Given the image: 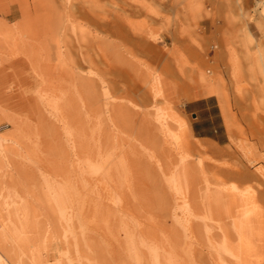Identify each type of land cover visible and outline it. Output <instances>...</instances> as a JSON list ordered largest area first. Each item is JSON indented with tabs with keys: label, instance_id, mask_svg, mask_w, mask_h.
Here are the masks:
<instances>
[{
	"label": "rangeland",
	"instance_id": "1",
	"mask_svg": "<svg viewBox=\"0 0 264 264\" xmlns=\"http://www.w3.org/2000/svg\"><path fill=\"white\" fill-rule=\"evenodd\" d=\"M223 261L264 264V0H0V264Z\"/></svg>",
	"mask_w": 264,
	"mask_h": 264
},
{
	"label": "crops",
	"instance_id": "2",
	"mask_svg": "<svg viewBox=\"0 0 264 264\" xmlns=\"http://www.w3.org/2000/svg\"><path fill=\"white\" fill-rule=\"evenodd\" d=\"M210 98H204L192 102L188 107V115L190 116V132L199 139L218 141L219 130L221 129L219 113L216 105L208 106Z\"/></svg>",
	"mask_w": 264,
	"mask_h": 264
},
{
	"label": "bare ground",
	"instance_id": "3",
	"mask_svg": "<svg viewBox=\"0 0 264 264\" xmlns=\"http://www.w3.org/2000/svg\"><path fill=\"white\" fill-rule=\"evenodd\" d=\"M232 259V258H231ZM237 261V260H236ZM222 264H224V261H223V263Z\"/></svg>",
	"mask_w": 264,
	"mask_h": 264
}]
</instances>
